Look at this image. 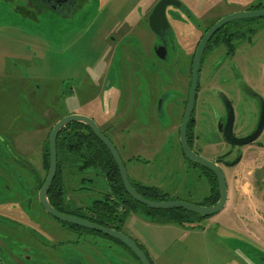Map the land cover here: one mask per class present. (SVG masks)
I'll return each mask as SVG.
<instances>
[{"label": "rangeland", "instance_id": "rangeland-1", "mask_svg": "<svg viewBox=\"0 0 264 264\" xmlns=\"http://www.w3.org/2000/svg\"><path fill=\"white\" fill-rule=\"evenodd\" d=\"M148 2L149 0H86L71 16L53 14L40 9L33 11L36 19L31 20L22 17L15 9L16 5L24 4L22 0H0L1 151L6 145L9 147L10 143L22 156L28 157L31 161L40 158L39 145L48 134L53 119L49 117L50 115L46 116L49 118H44L38 107L49 109L52 116L64 115L72 111L85 112L82 106L95 94L97 88L94 81L102 72V66L98 62L102 50L109 44H117L120 33L124 32V29L131 28L128 24L132 23L130 21L142 17ZM175 11L167 10V15L170 17L173 13L176 14ZM258 20L256 27L262 29L264 19ZM7 25L16 26L22 30V34L4 31L3 27ZM136 29L144 30L142 24H137ZM108 34L111 40L105 38ZM260 35H264V30L258 33V36ZM192 45L191 42L190 49L189 46H185L188 53ZM260 47L264 48V42ZM120 56L122 53L118 48L113 65L117 70L120 66L116 65V60ZM86 68L93 70L86 72ZM256 69L257 67L254 66L246 72V80L248 85L256 89L264 99V77L261 78ZM214 78L215 81L212 79L208 85V82L206 83L201 77L196 106V117L199 114L200 119L197 117L199 142L195 147L201 149L198 154L205 159L213 158V155L221 154L226 150L225 146L222 150L218 147L205 149V144L213 139L212 129L209 130L210 125L205 119H209L210 114L216 115L219 110L218 91L224 92L233 101L235 126L247 121L253 123L258 112L255 101L235 100L234 94L239 87L235 78L221 74ZM242 78L239 80L243 81ZM161 93V98L167 94ZM38 123L44 126H37ZM34 126L39 127L40 131L19 133L21 129L31 130ZM14 135L16 137L12 138ZM259 141L264 144V130ZM133 148L136 149L131 145L129 150ZM165 148L167 149L168 146L166 145ZM256 150L254 144L242 148L247 155L245 162L249 166L242 168V172L245 176H249L247 171H253L251 185L257 187L255 196L258 197L255 198L260 203L264 202V185L259 186V180L264 175V153L258 154ZM119 151L132 179L135 174L131 171L133 164L126 159L129 154L121 149ZM180 151V146L175 143L169 157L181 156ZM165 155L166 153L162 151L157 153L156 157L151 159L152 165L139 164L142 169L138 173L139 178L146 185L158 184L167 192V197L170 199L202 203L211 193L208 179L200 175L198 167L193 168L189 161H186V165L191 166L190 172L184 174L177 164L171 162L167 164L168 161L163 159ZM235 155L234 152L229 159H233ZM138 156L143 157L140 158L143 162L146 155L140 153ZM65 177L69 183L68 190L67 188L65 190L68 195L65 207L68 210L91 205L92 201L98 196L101 197L102 192L106 190L104 178L97 169L92 170L90 175L73 172L67 173ZM81 177H90L92 181L83 182L80 180ZM79 186L83 189L77 190ZM131 214L135 213L131 212L128 215L124 225L127 228L123 229V233L128 237L135 236L133 240L142 245L151 256L156 257L155 264H264V260L261 261L262 252L255 244L223 228H207L208 224L204 219L186 222L185 226L171 224L176 228L171 226L172 228L165 230L144 214H136L137 216L129 218ZM217 217L218 214H215V218ZM49 220L51 225H56L52 218L49 217ZM79 228L83 230H81L83 234L79 236L86 241L85 243L100 251L99 257L96 258L98 264H140L132 251L121 242L85 227ZM204 228L205 232H202ZM73 238L78 240L79 237L75 235ZM94 240L98 243H94ZM63 250L62 253L68 256L70 261L78 260L75 250L72 248ZM89 250L92 251L90 247H86L85 253L91 257L92 253Z\"/></svg>", "mask_w": 264, "mask_h": 264}, {"label": "flooded vegetation", "instance_id": "flooded-vegetation-1", "mask_svg": "<svg viewBox=\"0 0 264 264\" xmlns=\"http://www.w3.org/2000/svg\"><path fill=\"white\" fill-rule=\"evenodd\" d=\"M43 1H48L52 4L58 3L60 4L59 8L64 7L65 5L69 8L71 4L75 2L73 8L65 15L71 16L86 0H22L24 4L22 6L20 4L16 5L15 9L22 17L31 20L36 19L33 11H39L40 9L54 14L55 12L46 7ZM159 1L160 0H149L142 12V17L138 18L136 22V24H142L144 31L149 35L150 42L146 46V49L141 51V49L145 47L139 46L138 40L135 39V36L131 37L133 43L137 45L136 49L139 54H132L130 56L122 50V44L124 43L123 39V41H117V44H115L114 58L115 52L119 48L122 53V56H120L119 59L124 69V76H126L127 70H129L130 67L133 68V65L136 64V62H143L146 64L147 68L150 67V69L155 70L156 76L154 77L153 75V79L148 80L149 86H147V95L154 93L153 96H156L157 108L161 105L164 99L169 98L171 100L170 109L175 105V100H181L183 111L180 116L178 138L176 141L177 145L180 146L179 126L187 104L193 63L201 40L213 25L231 14L242 11L263 10L264 0H222L218 2L215 0H173L177 5L167 4L164 9L168 26L165 29L160 28V36H157L149 27V17ZM167 10H171L172 12L176 10V14L173 13L169 17L167 15ZM260 18L264 19V16L234 19L225 23L206 40L200 54L194 108L191 114L193 123L190 132L187 127V140L191 151L197 155L201 152V149L195 147L199 142L197 130L199 126L197 117L199 118V114L196 117V106L200 91L199 81L201 83V77H203L204 81L206 83L208 82L207 84L209 85V83L212 82L211 80L214 79L215 81L214 77H217L220 74L221 76H232L236 79V83L239 86L236 89L237 92L234 94L235 100L247 102V100L251 99L255 101L258 106L257 118L253 123L247 121L235 126V108L233 101L227 96V94L218 91L217 98L220 101V107H218L219 110L216 115L208 113L210 114V118L205 119L210 125L209 130L212 129L211 134L213 136V139H210L211 141H208L205 144V149H207V147H218L222 150L223 146L226 147V150H223L224 152L221 154L213 155V158L207 157V159L220 166L237 157H239V160L245 158L247 155L242 151V148L245 146L254 144V146L257 147L256 153H258L260 148H264V144L259 141V137L264 130V122L262 129L256 138L243 145L231 144L221 138V134L223 135L226 130L228 131V134L231 132L235 139L246 138L253 134L260 121V104L264 105V99L256 89L248 85L246 80V72L254 66L257 67L256 72H259L261 78L264 77V48L260 47L263 45L264 35L258 36V33L261 30H264V27H262V29L256 27L259 21L258 19ZM109 36L110 34H108L106 38L111 40L109 39ZM112 40L115 41V39ZM126 40L129 39L126 38ZM191 42L193 45L188 53L187 47L185 46H189L190 49ZM126 78L127 77H125V79ZM132 78L135 80L134 76ZM240 78H242L244 82L240 81ZM134 80L129 81L130 88L132 89L135 88L133 86V82H135ZM223 80H225V78H223ZM125 85H127V82ZM161 92H164V94L167 93L164 98H161ZM223 98H227L233 111L231 127H229L230 132L227 125L228 115ZM139 107L140 105L135 106L134 104L131 107V110L137 112L140 110ZM140 111L143 110L141 109ZM204 112L206 113V111ZM51 113L52 112H50V114ZM67 115L69 114L56 115V117L49 116L52 117L53 124L51 125L48 134L45 136L44 141H42V143L40 142L41 145H39V147H41V153L38 160L31 161L28 157L22 156V154L19 153L10 143L8 144L9 147L6 145L3 151L0 150V264H98L96 258L99 257L100 251L95 249L92 245L90 246L88 243H85L86 241L79 236L83 234V230L79 228L80 226L62 222L54 218L43 209L39 202V190L46 179L48 171L43 156L45 144L46 141H48V135L53 125L59 119ZM141 115L143 116L142 112L140 113V116ZM146 119L147 118L145 117H141L140 121L145 122ZM92 120L94 121L93 118ZM41 126H44V124H41ZM101 132L108 138L104 131L101 130ZM16 135L12 138H15ZM2 152L4 155H2ZM234 152L236 155L230 160L229 157ZM180 154V157L185 161H189L185 158L182 150L180 151ZM70 165V163L65 165L62 173L65 185L62 195L64 198L63 203L58 205L51 201L48 196L51 186L46 193V197L49 204L57 211L81 217L70 213L76 210L77 207L73 210H68V208L65 207L68 198L67 191L65 190L66 188L68 190L69 185L65 175L67 173L72 174L73 172L76 174L90 175L94 169L79 172ZM198 170L201 175L200 168H198ZM81 178L88 179L90 177ZM211 187L210 184V188ZM79 207L85 208L87 206ZM49 217L53 219L54 223H56L55 226L50 224L51 221L49 220ZM75 235H78V240L73 238ZM94 243H98V241L94 240ZM86 247L92 249V251L89 250L92 253L91 257L85 253ZM64 248H72L75 250L79 257L78 260L70 261L68 256H64L62 253Z\"/></svg>", "mask_w": 264, "mask_h": 264}, {"label": "crops", "instance_id": "crops-1", "mask_svg": "<svg viewBox=\"0 0 264 264\" xmlns=\"http://www.w3.org/2000/svg\"><path fill=\"white\" fill-rule=\"evenodd\" d=\"M215 1L218 2L222 0ZM138 18L139 17H136L130 21L132 23L128 24L131 25V28L124 29V32L119 35V42L124 39L122 50L130 56L138 53L136 49L137 45L133 43L131 37L135 36L138 40L139 46L145 47L141 49V51H144L150 42L149 35L146 31L136 29ZM3 30L12 33L19 32L22 34V30L13 25H7L3 27ZM106 37L107 35H105V38ZM126 38L129 40H126ZM113 45L114 44H109L104 50H102L101 56L98 59V62L102 66V72L94 81L96 85L95 87L97 88L95 94L90 96L86 104L82 106L85 112L72 111L67 114L77 113L93 118L99 128L104 131L112 141L121 158L122 155L119 151L120 149L125 153L128 152L127 154H129V156L127 155L128 157L126 156V159L130 164H133L131 171L135 174L132 179L129 176V169L125 164L124 158H122V160L128 178L132 181L145 184L139 178L140 174L138 173L139 171H142L139 164L145 163L146 165H152L151 159L155 158L157 153L161 151L166 153L163 159L168 161L167 164H170L169 162H171V164H177L179 169L183 170L184 174H189L191 166L186 165V161L182 157L176 155L169 157V154L174 150L178 138V125L183 111L181 100H175V105L170 109L171 100L167 98L164 99L161 105L157 108L156 96H153L154 93L147 95V86H149L148 80H152L153 75L154 77L156 76L155 70L150 69V67L147 68L146 64L143 62H136V64L133 65L134 69L130 67V69L127 70L126 76H124L125 73L120 63V59L116 60V65H119L120 68L117 70V67L114 68L113 66L115 50V45ZM88 70L92 71L93 69L86 68V72ZM131 76H134L135 80ZM125 77L127 78L125 79ZM130 80L135 81L133 82V86L135 87L133 89L130 88ZM126 82L127 85H125ZM134 104L135 106L140 105L139 109H142L143 111L138 110L137 112H133L131 107ZM43 108L44 107H38V110H40V113L43 114L44 118H47L46 116L49 115L52 116L49 109ZM141 112L143 116H140ZM54 117H56V115ZM141 117L147 118L146 121L141 122ZM37 126H41V124L38 123ZM35 130L40 131L39 127L36 128L34 126L31 130L28 128L21 129L19 133H23L24 131L34 132ZM131 145L136 147L137 150L135 148L129 150ZM166 145L168 146L167 149L165 148ZM260 152L264 153V148H260L258 154ZM140 153L146 155L144 156L143 162L133 159V157L143 158L142 156H138ZM219 167L224 173L227 187V199L223 209L217 213V218L213 215L206 219L208 224L207 228H223L225 231L239 235L252 244H255L262 252L261 254L263 257L261 258V261H263L264 202L259 203L255 198L258 196H255V190L257 187L251 185V174L253 171H247L249 176L243 174L242 168H249L245 162V158L240 159L234 166H227L224 164L221 166L219 165ZM150 185L159 187V185L155 183ZM261 185H264V175L259 180V186ZM136 214L140 213L131 214L129 218L137 216ZM155 224H159L158 226L160 228H165V230L172 228L171 226L174 227V225L171 224ZM126 228L127 226H123L124 230ZM202 232H205V228ZM133 237L132 239H135ZM137 244L140 245L139 243ZM140 247L148 255L152 264H155L156 257L151 256L142 245H140Z\"/></svg>", "mask_w": 264, "mask_h": 264}, {"label": "water", "instance_id": "water-1", "mask_svg": "<svg viewBox=\"0 0 264 264\" xmlns=\"http://www.w3.org/2000/svg\"><path fill=\"white\" fill-rule=\"evenodd\" d=\"M8 1V0H7ZM44 5L51 9V11L58 13V14H63L66 15L69 13V11L73 8L74 3L71 4L69 8L65 5L64 7L59 8L60 4L58 3H50L48 1H43ZM167 4H175L173 0H160L156 6L154 7L153 11L151 12V15L149 17V27L152 30L154 34L157 36H160V31L159 29H165L167 28L168 24L165 18V13L164 9ZM264 16V9L263 10H255V11H242V12H237L234 14H231L220 21H218L215 25H213L208 33L204 36V38L201 40L195 59L193 63V68H192V77L190 81V87L188 91V98H187V104L185 107V111L179 126V143L181 150L185 156L186 159L189 161L209 169L212 171L216 177L217 181V188H218V199L214 204L211 205H199L195 203H190L186 201H182L179 199H166V200H151L143 197L140 193L137 192V190L133 187L131 184L127 171L125 168V165L123 163V160L113 145V143L101 132V130L98 128L96 123L92 120V118L81 115V114H69L67 116L62 117L59 119L52 127L49 135H48V153H49V165H48V171H47V176L46 179L42 185V187L39 190V202L42 205L43 209L49 213L51 216L54 218L70 223L76 226L80 227H85L87 229L94 230L96 232L102 233L108 237H111L113 239H116L126 245L132 253L136 256L140 264H151L150 260L148 259L147 255L145 252L139 247V245L130 237L125 235L122 231H117L115 229H111L106 226H102L96 223H93L85 218L73 216L67 213H61L54 209L48 202L46 193L51 186V183L55 177L56 170H57V150H56V140L59 132L61 129L68 125L71 122H80L88 126V128L93 132V134L96 136V138L105 146V148L108 150L110 155L112 156L117 168L118 172L120 175V179L122 182V185L124 187V190L126 194L136 201L137 203L144 205L150 209H183L185 211H189L192 213L197 214L199 217H210L215 214H217L219 211L223 209L226 203L227 199V187H226V182H225V177L224 173L217 165L216 163L207 160L197 154H195L193 151H191L188 140H187V127L188 123L194 108V99H195V91L197 87V76H198V70H199V60H200V54L202 51V48L204 46V43L206 40L222 25L225 23L234 20V19H242V18H254V17H262ZM163 49V48H162ZM224 100V105L227 110V115H228V128L231 127V122H232V108L231 104L227 100V98H223ZM260 121L253 132L252 135L246 137V138H240V139H235L230 132L228 134V131L222 135L221 138L229 142L231 144L235 145H243L245 143H248L252 141L256 136L260 133L262 129V125L264 122V105L260 104ZM227 129V127H226ZM78 264V263H76Z\"/></svg>", "mask_w": 264, "mask_h": 264}, {"label": "trees", "instance_id": "trees-1", "mask_svg": "<svg viewBox=\"0 0 264 264\" xmlns=\"http://www.w3.org/2000/svg\"><path fill=\"white\" fill-rule=\"evenodd\" d=\"M192 123L193 119L191 116L188 124L189 132L192 128ZM43 156L47 168L49 160L48 141H46ZM133 159L141 160L137 157H133ZM238 160L239 157L232 161L225 162L224 164L227 166H234L237 164ZM57 161V174L48 192V196L54 204L61 205L64 201L62 195L65 185L62 173L65 165L70 163V166L79 172L97 169L98 172L102 174L106 188L101 194L102 198L98 196L92 201L91 205L85 208L77 207L76 210H74L75 212H70L84 217L91 222L123 232V226L131 212L144 214L150 221L155 223L182 226H185L186 222L208 218L199 217L197 214L183 209H150L131 199L124 190L118 168L112 156L83 123L72 122L61 129L57 137ZM191 164L194 167L200 168L201 175L206 177L212 186L210 195L207 196L200 205L214 204L218 199L217 181L214 173L193 162H191ZM80 180L83 182L92 181L91 178H81ZM130 182L137 192L147 199L158 201L170 199L167 197V192L157 186L146 185L132 180H130ZM81 189H83V187L77 188V190ZM192 228L194 227L192 226Z\"/></svg>", "mask_w": 264, "mask_h": 264}]
</instances>
